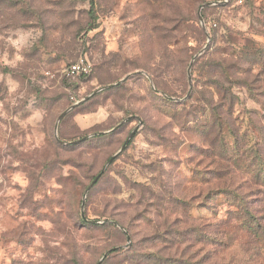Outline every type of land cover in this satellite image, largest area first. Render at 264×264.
I'll return each instance as SVG.
<instances>
[{
	"label": "rangeland",
	"instance_id": "1",
	"mask_svg": "<svg viewBox=\"0 0 264 264\" xmlns=\"http://www.w3.org/2000/svg\"><path fill=\"white\" fill-rule=\"evenodd\" d=\"M0 264H264V0H0Z\"/></svg>",
	"mask_w": 264,
	"mask_h": 264
},
{
	"label": "water",
	"instance_id": "2",
	"mask_svg": "<svg viewBox=\"0 0 264 264\" xmlns=\"http://www.w3.org/2000/svg\"><path fill=\"white\" fill-rule=\"evenodd\" d=\"M214 3H208V4H206V5H203L201 8H200V10H199V13H198V16H199V19H200V21H201V23L202 24H204V18H203V16H202V10L204 9V8H206V7H209V6H212ZM205 30H206V28H205ZM206 50V49H205ZM204 52V51H203ZM192 65H193V63L191 64V66H190V68H189V80H190V82H191V69H192ZM128 78H126V79H124L123 81H121V83H123V82H125L126 80H127ZM115 85H110V86H106V87H104L102 90H106V89H108V88H112V87H114ZM190 94V93H189ZM87 101V99H85V100H83V101H80V102H78V103H76V104H74L70 109H68L67 111H65L61 116H60V118H59V121H61L62 119H63V117L70 111V110H72V109H75L76 107H78V106H80L81 104H83L84 102H86ZM140 124L142 125V122H140ZM58 129V126L56 127V130ZM140 129V127H137L136 129H134V131L131 133V135H130V137H129V139H128V141H127V143L126 144H128V142L134 137V135H136V133L138 132V130ZM58 138V137H57ZM62 142V141H61ZM62 143H64V142H62ZM126 146V145H125ZM103 174V173H102ZM99 179V177H97L95 180H94V182H93V184L91 185V187L97 182V180ZM83 217H85L84 215H83ZM90 223H96V222H94V221H90ZM110 253H112V251H109L108 253H106L105 254V256L103 257V259L100 261V262H103L107 257H108V255L110 254Z\"/></svg>",
	"mask_w": 264,
	"mask_h": 264
},
{
	"label": "built area",
	"instance_id": "3",
	"mask_svg": "<svg viewBox=\"0 0 264 264\" xmlns=\"http://www.w3.org/2000/svg\"><path fill=\"white\" fill-rule=\"evenodd\" d=\"M92 72V65L89 60L80 58L75 63L71 64L67 70L70 77L86 76Z\"/></svg>",
	"mask_w": 264,
	"mask_h": 264
},
{
	"label": "trees",
	"instance_id": "4",
	"mask_svg": "<svg viewBox=\"0 0 264 264\" xmlns=\"http://www.w3.org/2000/svg\"><path fill=\"white\" fill-rule=\"evenodd\" d=\"M251 227V226H250Z\"/></svg>",
	"mask_w": 264,
	"mask_h": 264
}]
</instances>
